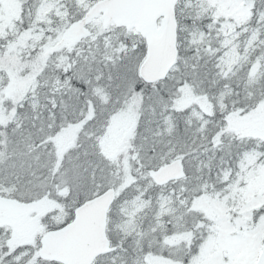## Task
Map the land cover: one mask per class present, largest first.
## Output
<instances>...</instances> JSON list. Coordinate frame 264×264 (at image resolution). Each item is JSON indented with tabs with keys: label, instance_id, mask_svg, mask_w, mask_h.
<instances>
[{
	"label": "snow or ice",
	"instance_id": "obj_1",
	"mask_svg": "<svg viewBox=\"0 0 264 264\" xmlns=\"http://www.w3.org/2000/svg\"><path fill=\"white\" fill-rule=\"evenodd\" d=\"M0 264H264V0H0Z\"/></svg>",
	"mask_w": 264,
	"mask_h": 264
}]
</instances>
